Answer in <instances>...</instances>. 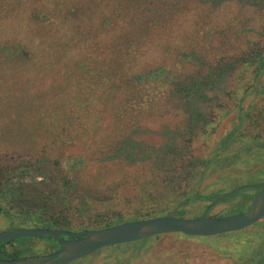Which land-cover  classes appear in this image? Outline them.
<instances>
[{
	"label": "rangeland",
	"instance_id": "1",
	"mask_svg": "<svg viewBox=\"0 0 264 264\" xmlns=\"http://www.w3.org/2000/svg\"><path fill=\"white\" fill-rule=\"evenodd\" d=\"M169 1L170 3L162 6L157 1L154 4L156 11L144 20L149 34L161 32L166 35L179 31L182 35L184 31H189L194 38L193 47H196L190 57L193 58L196 54L201 56L194 62V66L187 62L191 61L189 57L181 59L177 54L181 47H170L172 53H164L170 63H161L148 70L140 83L146 89L145 98L149 99V96L158 100L164 94L166 101L157 103L155 111L144 113L137 125L128 127L127 130L124 125L115 123L113 114L114 107L119 106L128 89V85L118 77L100 82L99 87L94 92L91 91L99 101L103 100L104 90L111 93L107 108L104 107L105 104H101L104 116L101 124L92 121L97 128H84L76 124V127H63L62 123L56 121L41 123L40 112L46 111L48 107L55 111L54 108L59 104L65 105L66 100L77 92L78 88L73 87V82L77 84V80L70 74L71 70L66 64L57 70L44 65L55 58L53 46H48L39 54L36 52L38 50L29 48L19 38L8 39L9 42L5 43L0 41V161L6 155L33 156L45 171L52 175L51 170L56 171L58 174L53 178L58 190L51 206L58 211L70 212L75 223L71 231L94 228L93 225L81 228V225L94 223L90 216L95 212L121 211L123 217L113 218L110 221L112 224L169 214L198 217L221 195L243 185L264 181V159H252L249 163L240 162L233 172L228 170L223 174L219 172L206 175L202 184L197 183L200 185L196 194L221 193L212 202L190 201L184 204L185 210L181 213L177 212L176 204L168 206L167 210H150L155 202L148 201L149 204L145 207L138 208L140 183L149 179L146 177L149 173L146 168L152 163V154L176 145V148L180 147L186 154L188 144H193L196 153L193 161L196 166H202L203 158L219 136L235 125L234 117L241 109L238 104L241 103L244 109H248L253 105H260V100L264 97V94L256 93L255 89L261 87L264 77L261 79L262 84H258L252 67H247L244 71V66H238L233 71L232 67H224L218 69L213 76L205 77L206 73L212 71L209 63L211 55L225 50L220 43L221 38L224 37L229 43L228 51L231 43H240L235 33L227 28L228 24L237 25L242 20L240 12L220 14L214 5L216 0ZM19 10V7L14 9L15 12ZM190 13L196 18L209 19L210 26L203 28L206 36L199 31L201 34H198L197 20L193 29L189 27L191 24L187 14ZM156 17H159L158 21ZM242 45L239 44L240 48ZM183 46H186V52L191 53L187 49L190 48L188 42ZM176 61L178 67L171 65ZM84 63L77 67L76 77L82 69H87L86 64L92 65L87 61ZM195 67L198 72L197 83L200 84L197 87H201L196 93L189 94L194 82L191 72ZM242 73L244 76L241 78ZM170 83L175 87L173 92ZM55 87H62L65 93L61 94L60 89L59 93H53ZM135 105L140 108L138 103ZM197 107L200 111H197ZM226 112L230 114L224 117ZM85 114L82 113L83 116ZM93 119L96 120L97 116L92 115L90 120ZM116 132H120V141L127 143L128 135H131L143 144L141 147H132L128 143L118 154L116 151L119 146L104 151L105 142ZM64 178L68 179V184ZM31 179L29 175L24 178L25 182ZM37 180L47 181L43 176H38ZM243 190L219 201L210 209L209 215L222 217L246 211L251 197L244 196L246 192H241ZM254 192L255 190L248 191L251 194ZM151 211L157 212L146 215ZM258 223L239 231L211 237L172 233L153 236L145 241L111 245L70 264H256L260 260L258 247L264 245V218ZM8 225V219L0 211V231L7 230ZM30 238L32 239L28 240V244L31 249L27 255H45L59 249L48 238Z\"/></svg>",
	"mask_w": 264,
	"mask_h": 264
},
{
	"label": "trees",
	"instance_id": "2",
	"mask_svg": "<svg viewBox=\"0 0 264 264\" xmlns=\"http://www.w3.org/2000/svg\"><path fill=\"white\" fill-rule=\"evenodd\" d=\"M157 1L160 2V6L170 3L169 0H0V41L5 43L8 39L16 37L34 51L38 50L36 52L39 54L48 46H53L55 58L44 65L57 70L66 64L71 70L70 74L74 75L77 80V84L73 82V87L78 88L77 92L66 100L65 105L64 103L59 104L54 108L55 111L48 107L46 111L40 112L39 121L41 123L48 124V122L56 121V123H62L63 127L80 125L84 128L90 126L97 128L92 121L101 124L102 117H104L101 104H105L104 107L107 106V102L111 100L109 97L111 93L104 90V97L98 95L100 98L103 97V100L99 101V98L91 94V91L94 92L100 82H106L115 77L122 78L128 85L119 106L114 107L113 112L115 123L124 125L125 130L137 125L144 113L155 111L157 103L166 101L167 97L164 94L159 96L158 100L149 96V99L145 98L146 89L140 83L143 82L148 70L161 63L168 65L169 58L164 53H172L170 48L172 46L181 47L177 54L181 59L189 57L191 61L187 62L191 65H194L201 55L196 54L193 58L190 57L194 54L193 48L196 47H193L194 38L189 31H184L182 35L179 31L166 35L161 32L149 34L144 20L150 16V13L156 11L154 4ZM214 2L220 14L240 12L242 20H239L237 25L228 24L227 28L235 33L236 39L243 45L240 48V43L233 42L228 51L229 43L224 40V37L221 38L220 43L225 50L211 55L209 63H211L212 71L206 73L205 77L213 76L220 68L232 67L233 71L238 66H244L243 71L247 70V67H252V71L257 76V83L262 84L261 79L264 77V2L261 0H216ZM16 7L20 9L18 12L14 11ZM187 16L191 24L189 27L193 29V24L197 20V32L206 36L203 28L210 26L209 19L196 18L191 13ZM156 20L158 21L159 17H156ZM199 32L198 34H201ZM187 42L190 45L187 49H190L191 53L186 52V46H183ZM84 61L92 65L86 64L87 69H82L76 77L77 67L85 64ZM171 65L178 67V62ZM191 75L194 82L189 94L196 93V90L199 91L201 87H197V84H200L197 83L196 67ZM243 76L244 73L240 75L241 78ZM170 85L173 92L175 87L172 86L173 83ZM59 89L61 94L65 93L62 87H55L52 92L59 93ZM255 89L256 93L264 94V83L260 88ZM135 103L140 105L139 109ZM238 107L241 109L234 117L235 125L219 136L203 158L202 166L198 164L196 166L193 161V156L196 155L193 144H188L186 154L183 149H179L180 147L176 148V145L151 155L152 163L146 168L149 170L146 176L149 179L140 183V192L137 197L140 202L138 208L145 207L149 204L148 201L155 202L150 210H167L168 206L176 204L177 212L181 213L185 210L184 204L190 201L212 202L220 196L219 191L196 194L206 175L219 172L223 174L228 170L233 172L240 162L249 163L252 159L259 161L264 159V97L258 106H247L248 109H244L239 103ZM197 111H200L198 107ZM227 111L230 112V110ZM83 112L86 113L84 116ZM229 112L223 116L226 117L230 114ZM92 115L97 116V119L90 120ZM127 118L129 121H126ZM119 134L120 132H116L115 135L112 133L109 136L105 142L104 151L113 150L119 146L116 151L118 154L120 149L123 150L128 143H131L132 147H141L143 144L131 135H128L127 143L120 141ZM208 137L210 138V135ZM36 161L37 159L33 156L24 155H6L0 161V211L9 221L7 230L18 226L70 230L75 225L70 212L68 210L58 211L57 208L54 209L51 206L55 199L54 194L58 190L53 176L58 173L51 170L52 175ZM28 175L32 179L25 182L24 178ZM38 176H43L47 181H38ZM64 179L68 184V179ZM251 190L255 192L248 193ZM241 192H246L244 196L251 197L252 201L257 190L245 188ZM156 212L151 211L146 215ZM144 214L142 216H145ZM117 217H123L119 210L110 211V213L95 212L90 216L94 223L83 224L81 228L90 227V225L94 228L109 226L112 225L110 221ZM60 236L67 238L65 235ZM45 238L59 248L61 247L54 237L46 236ZM29 239L32 238L21 237L7 242L0 241V257L29 256L27 255L31 249L28 244ZM258 249L260 260L256 264H264V254H262L264 245L261 244Z\"/></svg>",
	"mask_w": 264,
	"mask_h": 264
},
{
	"label": "water",
	"instance_id": "3",
	"mask_svg": "<svg viewBox=\"0 0 264 264\" xmlns=\"http://www.w3.org/2000/svg\"><path fill=\"white\" fill-rule=\"evenodd\" d=\"M252 188L257 193L248 209L222 217L209 215L210 209L219 201L231 197L238 191ZM264 218V181L240 186L213 201L198 217L187 218L162 215L143 219L127 220L109 226L71 231L38 226L17 227L0 231V241L18 238L54 237L61 248L45 255H29L17 258H1L0 264H70L111 245L145 240L157 235L180 233L186 236L211 237L239 231L258 223ZM65 235L67 238H61Z\"/></svg>",
	"mask_w": 264,
	"mask_h": 264
},
{
	"label": "flooded vegetation",
	"instance_id": "4",
	"mask_svg": "<svg viewBox=\"0 0 264 264\" xmlns=\"http://www.w3.org/2000/svg\"><path fill=\"white\" fill-rule=\"evenodd\" d=\"M60 248H61V247H60ZM60 248H59V249H60Z\"/></svg>",
	"mask_w": 264,
	"mask_h": 264
}]
</instances>
